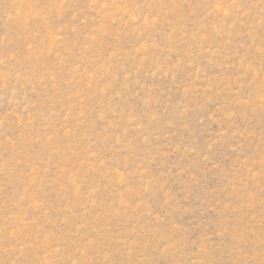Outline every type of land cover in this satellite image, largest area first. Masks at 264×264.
I'll return each instance as SVG.
<instances>
[{"label": "rangeland", "instance_id": "374dc122", "mask_svg": "<svg viewBox=\"0 0 264 264\" xmlns=\"http://www.w3.org/2000/svg\"><path fill=\"white\" fill-rule=\"evenodd\" d=\"M0 264H264V0H0Z\"/></svg>", "mask_w": 264, "mask_h": 264}]
</instances>
